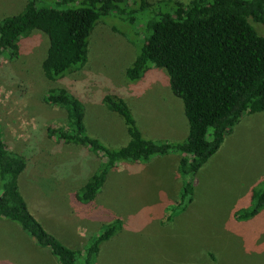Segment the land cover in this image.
<instances>
[{
	"label": "rangeland",
	"instance_id": "1",
	"mask_svg": "<svg viewBox=\"0 0 264 264\" xmlns=\"http://www.w3.org/2000/svg\"><path fill=\"white\" fill-rule=\"evenodd\" d=\"M79 1L68 7L76 8ZM168 1L186 4L190 0ZM24 4V0H0V19L18 14ZM37 6L61 9L54 0H38ZM250 23L264 35L263 24ZM143 33L142 21L101 19L89 36L87 63L54 82L42 75L48 40L39 31L20 39L17 60L0 58V132L7 149L25 160L20 189L29 211L62 245L76 251L102 225L118 220L121 229L101 245L95 264H213L208 254L216 264H264V208L247 219L234 216L249 207L251 192L264 181V111L245 114L232 127L225 136V151L220 147L193 177L197 186L192 202L170 220L169 209L179 188L174 155L154 164L148 160L138 169L118 163L91 203L75 202L76 189L96 170L99 160L84 148L46 137L48 127L66 122L63 111L42 102L48 89L63 87L73 92L84 106L86 134L117 149L128 141L126 129L101 100L106 94L115 96L129 102L137 115L131 97L138 83L142 94L137 101L145 110L138 116L142 136L168 142L184 139L166 140L163 131L152 132L142 124L149 110L168 126L175 120L181 126L174 99L172 104L162 93L153 102L151 94H146L152 83L164 86L167 77L162 70L150 66L138 81L125 80V69L138 53ZM147 164L151 183L147 188L135 186V179L127 177L139 176ZM7 223L0 226V264H56L47 249L30 243L24 234L20 238L13 229L17 225Z\"/></svg>",
	"mask_w": 264,
	"mask_h": 264
},
{
	"label": "trees",
	"instance_id": "2",
	"mask_svg": "<svg viewBox=\"0 0 264 264\" xmlns=\"http://www.w3.org/2000/svg\"><path fill=\"white\" fill-rule=\"evenodd\" d=\"M24 1L21 12L0 19V58L17 60L20 39L39 31L48 40L42 75L54 82L87 63L89 36L101 19L113 16L127 24L142 21L141 45L125 69V80L138 81L150 66L162 70L188 125L179 142L145 139L127 104L106 94L101 103L120 118L128 136L124 146L107 148L86 134L84 106L74 93L63 87L48 89L42 102L63 111L66 122L48 127L46 137L84 148L99 160L96 170L76 189L75 202L91 203L118 163L140 164L174 154L179 157L176 170L181 185L167 220L185 211L193 199V176L245 114L264 111V35L250 23L264 25V0H190L186 4L80 0L76 8L68 5L77 0H54L61 9L38 7V0ZM25 169L24 158L7 149L0 132V219L18 225L57 264H95L101 245L121 229L120 222L102 225L98 233L86 238L81 251L65 247L29 211L20 190ZM262 208L264 181L251 192L249 207L234 216L247 219ZM208 257L216 264L212 254Z\"/></svg>",
	"mask_w": 264,
	"mask_h": 264
},
{
	"label": "crops",
	"instance_id": "3",
	"mask_svg": "<svg viewBox=\"0 0 264 264\" xmlns=\"http://www.w3.org/2000/svg\"><path fill=\"white\" fill-rule=\"evenodd\" d=\"M137 87H138V89H135V90H133L134 92L132 93V97H131V99H132V102L136 105V108H137V115H136V113L134 112V109H133V107L129 104V102H127L126 104L129 106V108L131 109V111H132V114H133V117H134V120H135V122H136V124H137V126L139 127V129H140V131L142 130L141 128H140V123L141 122H139L138 121V116L140 115V113H142V114H145L143 111H145L144 109H143V107H142V104L140 103V102H138L137 100V97H140L141 96V94H142V92H141V88H142V86H139V84L138 83H136L135 84ZM149 88V87H148ZM162 93H164L166 96H167V98L169 99L168 101H171L172 102V100L174 99V101H175V105L176 106H178L179 107V114L177 115V119H179L180 121H181V126H178V124H177V120H175L170 126H168V124L166 123V122H164L163 120H160V119H156L155 118V116L154 115H156V114H158L157 112H150L149 110L147 111V115L145 116V117H147V118H145L144 120H142V124H144V125H149V127H151V129H152V132H155V133H159V134H161L162 132L161 131H163V135L164 136H167L165 139L166 140H170V141H172V140H179L178 138H180V140H181V138L183 139V138H185V136H186V133H187V128H188V125H187V122H186V119H185V117H184V114H183V109H182V104H181V102H180V100H178L177 98H175L172 94H171V92H170V90H169V88H168V84H167V79H166V83L164 84V86H161L160 84H159V82H157V83H152V85H151V89H150V91L149 92H146V94H151V98L149 99V100H151V101H153V102H155V100H159V96L162 94ZM157 98V99H156ZM177 99V100H176ZM176 101H178V102H176ZM172 104H173V102H172ZM242 119V118H241ZM240 121V120H239ZM238 121V122H239ZM85 124V123H84ZM164 126V127H162V126ZM177 131H179V132H177ZM142 133V132H141ZM142 134H144V133H142ZM174 135V136H173ZM177 135H181V137H177ZM173 137L174 139H171V137ZM177 138H176V137ZM149 139H151V140H157V139H159L158 137H155V136H150L149 135ZM222 146H220L221 147V149L220 150H222V151H225V137H224V140H223V142H222V144H221ZM219 149L217 150V152L216 153H214L212 156H216L217 155V153L220 151ZM170 155H174V154H169V155H166V156H163V157H155V158H152V159H150L149 160V162H152V161H154L153 163H151V164H154L155 162H157V160H162V159H165L166 157H168V156H170ZM175 157H176V167H177V162H178V159H179V157L177 156V155H174ZM207 163H208V161H206L203 165H207ZM140 164H143V163H140ZM132 165H134V166H132L133 167V169H138L139 168V164H132ZM150 164H147V165H142V173L138 176V175H136L135 177L133 176V177H131V178H128L127 177V179H135V186H143V185H145L146 187L145 188H147L148 186H149V184L151 183V180H150V177L148 176V174L150 173V168L148 167ZM175 167V168H176ZM175 173H176V176H177V178H178V180H179V188H180V185H181V179H180V177H179V175H178V173H177V170H175ZM195 176V175H194ZM193 176V177H194ZM107 178H108V175H107ZM107 178H106V180H105V183H106V181H107ZM194 179H195V177H194ZM196 181V180H195ZM195 181L193 180V178H192V185H193V193H194V191H195V187L197 186V185H195ZM262 181V180H261ZM20 183H21V186H22V181L20 180ZM104 183V184H105ZM153 183H156V182H153ZM157 186H158V183H157ZM138 188V187H137ZM179 188H178V191H179ZM21 190V189H20ZM178 191H177V193H178ZM21 194H22V196H23V198H24V200H25V197H24V194L22 193V191H21ZM98 194V193H97ZM98 196V195H97ZM97 196H95V198L97 197ZM194 196V195H193ZM94 198V199H95ZM93 199V200H94ZM174 199L176 200L177 199V194H176V196L174 197ZM25 202H27L26 200H25ZM173 202H175L174 200H173ZM173 205V204H172ZM28 207V206H27ZM29 209V208H28ZM31 212V211H30ZM32 213V212H31ZM33 214V213H32ZM35 217V216H34ZM36 218V217H35ZM37 219V218H36ZM38 220V219H37ZM41 224H42V222L40 221V220H38ZM7 222H9V221H6V220H3V219H0V226H2V225H5V223H6V225L8 224ZM16 225V224H15ZM43 225V224H42ZM19 226L17 225V226H13V229L16 231L17 230V233H18V231H19V236H20V238H22L21 237V234L23 235L24 233L22 232V230L20 229V227L18 228ZM44 227V226H43ZM45 228V227H44ZM46 229V228H45ZM9 231H11V230H9ZM48 231V230H47ZM49 232V231H48ZM52 234V233H51ZM25 235V234H24ZM26 237V236H25ZM27 238V237H26ZM28 239V238H27ZM29 240V239H28ZM29 242L30 243H32L30 240H29ZM33 244V243H32ZM36 246V245H35ZM35 246H32V247H34V249H37V247H35ZM52 257V256H51ZM53 259H54V262H56V260H55V258L53 257ZM56 264H57V262H56Z\"/></svg>",
	"mask_w": 264,
	"mask_h": 264
}]
</instances>
